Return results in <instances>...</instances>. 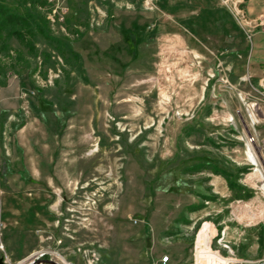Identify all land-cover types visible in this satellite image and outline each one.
I'll return each instance as SVG.
<instances>
[{
  "label": "rangeland",
  "instance_id": "374dc122",
  "mask_svg": "<svg viewBox=\"0 0 264 264\" xmlns=\"http://www.w3.org/2000/svg\"><path fill=\"white\" fill-rule=\"evenodd\" d=\"M3 1L34 25L45 17V6ZM174 1L147 10L130 0L92 29L88 5L74 0L67 31L81 36L48 25L37 54L0 36V259L84 264L90 252L99 264H199L198 249L203 264L264 258V60H251L264 0H245L242 24L223 4L202 10L193 33Z\"/></svg>",
  "mask_w": 264,
  "mask_h": 264
},
{
  "label": "built area",
  "instance_id": "2783aa9c",
  "mask_svg": "<svg viewBox=\"0 0 264 264\" xmlns=\"http://www.w3.org/2000/svg\"><path fill=\"white\" fill-rule=\"evenodd\" d=\"M74 0H45L44 14L45 19L51 29L56 30L57 33H62L65 37L70 39L79 38L82 32V29L75 27L78 30L77 33H68V25L69 19L72 13V2ZM143 7L147 10H153L156 7L157 0H142ZM85 3L88 5L89 15H88V26L92 29L96 27L103 26L105 21L108 18L107 10L111 9V7L115 8H126L130 9L133 7V3L130 0H86ZM225 8L231 13V15L238 19L239 23H244L245 16L242 10L243 4L245 0H222ZM258 28H260V32L264 35V22H262ZM71 31V30H70ZM251 39V37H250ZM264 148V141H263ZM3 202L0 196V220L3 216ZM0 251L5 253V247L2 243H0ZM45 254H36L32 255L28 260H24L19 262L18 264H31L27 261L31 260L35 257V259H39L40 257H44ZM4 264H11L8 256L5 254L2 257ZM84 264H99V258L95 253H86L83 257ZM170 261L168 256H165L161 259V263L166 264ZM34 262V261H33ZM32 262V263H33ZM152 264H158L154 262ZM228 264H264V258L259 260H242L236 259L231 260Z\"/></svg>",
  "mask_w": 264,
  "mask_h": 264
},
{
  "label": "trees",
  "instance_id": "16d2710c",
  "mask_svg": "<svg viewBox=\"0 0 264 264\" xmlns=\"http://www.w3.org/2000/svg\"><path fill=\"white\" fill-rule=\"evenodd\" d=\"M26 4H29L30 7H34L35 9L38 8L37 4L44 6L45 2L43 0H23ZM86 1V0H84ZM39 20L41 24H35L33 22V17L28 15H21L17 13H13L9 10V8L6 6L5 2L2 0L0 1V36H6V38L12 39L17 38L21 42H25L26 45L29 47L31 51H33L35 54H37V49L35 45V40L37 39L38 35H42L47 39H50V36L48 35L47 31H49L48 23L43 15H39ZM186 24V28H188L192 33L195 32L190 22L184 23ZM52 40V39H51ZM66 39L58 40L54 39V41L57 43L59 47V52L63 56H70L73 59L75 58L77 61L81 60V57L78 53H76L67 42H65ZM49 57L46 55V58ZM211 114V111H209L206 115L209 116ZM203 170H210L215 175L224 177L231 190H236L238 187L235 185L234 182L231 181L228 174L225 172L212 167V166H203Z\"/></svg>",
  "mask_w": 264,
  "mask_h": 264
},
{
  "label": "crops",
  "instance_id": "0c3cea01",
  "mask_svg": "<svg viewBox=\"0 0 264 264\" xmlns=\"http://www.w3.org/2000/svg\"><path fill=\"white\" fill-rule=\"evenodd\" d=\"M174 2H176L177 5L181 2H184V5H182V8H184V10L187 9V11H189L187 13H184L187 15L185 19L182 21L184 23L193 22V20L196 19V17L201 13L202 10H214V9L217 10L220 8L222 9L221 6L223 4L221 0H175ZM176 7L178 6H174L173 8H176ZM178 8H176V10ZM260 35L264 36L260 31L257 34H255L256 43L254 44V48L251 53V60H253L254 63L256 62L261 63V61L264 60V44L262 43V39ZM197 255L199 256V262H200L199 264H203L204 261L201 260L202 253L200 252L199 249H198Z\"/></svg>",
  "mask_w": 264,
  "mask_h": 264
},
{
  "label": "bare ground",
  "instance_id": "6f19581e",
  "mask_svg": "<svg viewBox=\"0 0 264 264\" xmlns=\"http://www.w3.org/2000/svg\"><path fill=\"white\" fill-rule=\"evenodd\" d=\"M248 158H249V161L257 168V172L259 173V175L263 178V175L262 173L259 171V162H258V159L257 157L252 153L251 150H249L248 152ZM33 259V258H32ZM227 263H229L227 261Z\"/></svg>",
  "mask_w": 264,
  "mask_h": 264
},
{
  "label": "water",
  "instance_id": "95a60500",
  "mask_svg": "<svg viewBox=\"0 0 264 264\" xmlns=\"http://www.w3.org/2000/svg\"><path fill=\"white\" fill-rule=\"evenodd\" d=\"M45 262H48L49 264H59V263L55 262L54 260H49V261H45ZM35 263H36V261H34L31 264H35ZM0 264H4L3 259H0ZM39 264H41V263H39Z\"/></svg>",
  "mask_w": 264,
  "mask_h": 264
}]
</instances>
